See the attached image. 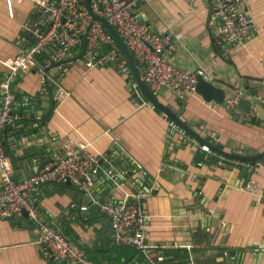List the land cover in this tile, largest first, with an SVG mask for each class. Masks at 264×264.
Returning a JSON list of instances; mask_svg holds the SVG:
<instances>
[{"label":"crops","instance_id":"obj_1","mask_svg":"<svg viewBox=\"0 0 264 264\" xmlns=\"http://www.w3.org/2000/svg\"><path fill=\"white\" fill-rule=\"evenodd\" d=\"M249 11L254 19L253 35L244 44L222 48L220 23H212L210 0H139L135 5L140 20L155 34L180 37L175 66L187 72L202 71L207 80L225 88L228 99L235 95L232 89H239L238 95L242 89L249 94L257 90L252 96L261 103L264 0H249ZM47 26L32 0H0V59L14 58L32 46L36 33ZM81 49L82 44L80 53L74 51L62 70L47 69L50 76L40 71L47 54L36 57L37 69L19 74L14 90L37 99L30 109L26 99H17L13 106L17 119L10 126L22 134L27 121V126L38 125L42 130L37 133L40 138L31 134L26 142L14 140L13 131L3 132L15 178L31 177L68 139L88 143L102 158L101 168L105 165L114 171V160L121 166L131 164L122 171L131 175L120 185L102 183L103 176L92 179L91 197L102 204L144 194L140 202L148 220L147 241L156 249L154 256H163L162 264H264V160L241 165L211 152L219 160L207 163L200 158L198 147L169 128L162 118L165 114L143 96L134 79L113 65L87 71L79 60ZM8 72L0 65V82ZM59 86L71 93L63 103L43 95ZM155 94L189 127L210 143L223 145L225 151H264V120L257 112L247 115L236 109L237 115L243 112L259 121L258 125L240 123L226 107L205 102L197 92L184 99L166 88ZM248 183L256 184L255 193L243 189ZM31 196L39 222L60 224L90 260L148 264L143 253L120 250L113 243L108 217L85 195L61 183H46ZM85 201L88 212L65 222L70 204ZM14 220L0 218V264H67L51 262L43 254L37 243V224L24 216L21 225Z\"/></svg>","mask_w":264,"mask_h":264},{"label":"built area","instance_id":"obj_2","mask_svg":"<svg viewBox=\"0 0 264 264\" xmlns=\"http://www.w3.org/2000/svg\"><path fill=\"white\" fill-rule=\"evenodd\" d=\"M37 11L47 21V28L37 32L34 44L20 52L14 58L2 60L0 65L9 72L0 82V218H23L37 224L40 236L38 244L43 254L55 263L67 264H110L94 262L85 251L69 238L63 227L58 224L39 222V211L31 196L46 183H74L85 192V199L98 205L100 212L108 217L113 243L118 247L132 248L144 254L148 264H162L163 256L153 254L156 250L147 241L148 220L143 209L144 194L127 196L121 202L99 204L91 197L89 173L98 174L102 161L90 150V145L68 139L60 150L54 151L49 159L37 168L35 173L23 180L15 178L11 155L3 142V132L7 126L15 123L17 117L13 106L17 100L9 85L15 82L20 73L37 69L36 57L47 54L40 71L45 69L62 70L65 61L81 46L83 38L87 45L79 60L85 63L86 70L92 71L107 65H113L117 72L130 80L134 79L133 71L113 36L104 25L96 20L85 0H32ZM192 3L193 0H186ZM212 23H220V40L222 48L232 44H244L254 33V19L249 11V0H210ZM139 0H90L91 11L104 17L119 33L136 62L145 71L143 81L154 92L169 89L179 99L196 93L197 77L204 76L202 71L187 72L174 64L177 50L176 39L169 35L155 34L151 27L143 23L135 12ZM80 53V51L78 50ZM72 63V62H71ZM264 63V61H263ZM205 77V76H204ZM43 95L51 96L57 103H63L70 97V91L59 86L54 92L45 90ZM241 94L228 99V108L235 106ZM29 104V100L26 99ZM264 108V99L260 103ZM152 107V106H151ZM241 116L245 114L238 112ZM169 128L184 139L191 141L200 150L213 151L190 137L174 121L162 117ZM56 138H54L55 140ZM243 165L241 161H235ZM244 190L255 193L257 186L248 183ZM87 195V196H86ZM89 204L72 202L65 213L64 221L87 213Z\"/></svg>","mask_w":264,"mask_h":264},{"label":"water","instance_id":"obj_3","mask_svg":"<svg viewBox=\"0 0 264 264\" xmlns=\"http://www.w3.org/2000/svg\"><path fill=\"white\" fill-rule=\"evenodd\" d=\"M85 3L87 7L89 8L90 12L92 13L93 17L104 25L105 29L113 36V38L117 42L119 48L123 52L124 56L126 57L133 71L134 80L136 81V87L140 89L143 96L151 103V105H153L155 108L163 112L165 116L167 117V119L174 121L178 126L184 129L190 137L195 138L202 145H207L213 152L224 156L228 160L241 161V162L251 163L253 165H256L257 163H260L264 160V151L263 152H255V151L254 152H239V151L227 152L224 150L223 145L221 144L214 145L210 143L201 134L197 133L195 129L189 127L187 123L184 122L181 119V117L173 111V109H171V107L165 106L163 103H161L157 95L143 81L142 75L145 74V71L142 72V66L136 62L132 53L127 48L124 40L121 38L119 33L116 31V29L104 17L98 16L91 11L90 0H85ZM86 45H87V41L85 38H83L81 55L84 54ZM43 72L46 73L48 76H50V71H48L47 69L43 70ZM197 81L198 83L196 86V92L202 96L205 102L207 103L214 102L218 105H223L224 107L228 109L229 114L232 116V118L235 121H238L240 123L248 122V123H253L256 125L259 124L258 119H256L255 117H247V116L241 117L236 114V111L234 109L228 108V103H227L228 95H227V91L225 90V88L221 86H217L215 83L207 80L204 76H201V75L197 77ZM9 88L11 89V91L14 92L13 82L9 85ZM240 88H242V86ZM238 93H239V89L231 90V94H235L234 96H237ZM241 95L242 96L239 97L235 108L237 110L243 111L247 115H250L253 112H257L258 118H262L264 120V108L260 103L254 101L253 96H252V95H257V90H253L249 94L248 92L242 89ZM24 127L26 128V132H23L22 134H18V132L13 131V129L16 128L15 126L7 127L5 132L13 131L12 135L14 137V140L18 142H21V141L26 142V138L31 134H35L37 135L36 136L37 138H40V135H38L37 133L38 131L42 129L39 128L38 125L27 126V121H26L24 122ZM119 157L121 158V156ZM121 160L123 159L121 158ZM111 166L114 168V171H110L107 166L103 165L98 174L94 175L93 173L90 172L89 177L91 178V180L92 179L98 180L100 176H103L102 183H109L110 185L111 184L113 185L115 182L116 184L120 185L122 181L124 180V178H128L131 175L130 173H128L127 175L122 174L123 173L122 171H124L126 167L131 166V164L128 162L126 163L125 166H121L119 160H114L112 161ZM105 172H110V173L109 175H105ZM62 185L74 189L82 197L85 195V192L81 190L74 183L67 181L66 183H63ZM23 216L25 218H28L26 212H24ZM7 220H13V218H8Z\"/></svg>","mask_w":264,"mask_h":264},{"label":"trees","instance_id":"obj_4","mask_svg":"<svg viewBox=\"0 0 264 264\" xmlns=\"http://www.w3.org/2000/svg\"><path fill=\"white\" fill-rule=\"evenodd\" d=\"M16 82L17 81H15L14 82V84L16 85ZM14 93H15V95H16V98L18 99V100H24V99H27V100H29V104H28V106H27V108L28 109H30V107H31V104L34 102V101H36V97H29V96H26V95H24V94H22L19 90H14ZM199 149V148H198ZM199 151L202 153V155L200 156V158H204V161H206L207 163H212V162H218V157L216 156V155H214V154H212V153H207V152H204V151H202V150H200L199 149ZM202 163V162H201ZM200 163V164H201ZM240 169H241V166H240ZM24 220H14V222L15 223H17L18 225H21L22 224V222H23ZM63 230L66 232V229H64V227H63ZM71 239V238H70ZM120 250H125L126 248H124V247H120L119 248Z\"/></svg>","mask_w":264,"mask_h":264}]
</instances>
